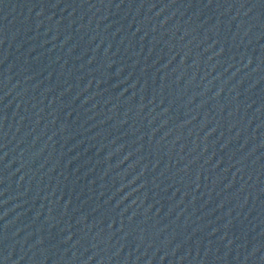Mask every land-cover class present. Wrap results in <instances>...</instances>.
Listing matches in <instances>:
<instances>
[{"label": "water", "instance_id": "1", "mask_svg": "<svg viewBox=\"0 0 264 264\" xmlns=\"http://www.w3.org/2000/svg\"><path fill=\"white\" fill-rule=\"evenodd\" d=\"M0 264H264V0H0Z\"/></svg>", "mask_w": 264, "mask_h": 264}]
</instances>
